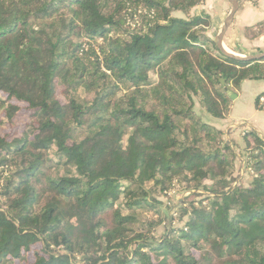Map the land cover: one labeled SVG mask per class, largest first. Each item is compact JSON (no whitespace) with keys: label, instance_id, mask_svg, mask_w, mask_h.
<instances>
[{"label":"trees","instance_id":"1","mask_svg":"<svg viewBox=\"0 0 264 264\" xmlns=\"http://www.w3.org/2000/svg\"><path fill=\"white\" fill-rule=\"evenodd\" d=\"M205 1L0 0V112L30 119L0 118V264H264V138L195 109L226 118L264 58L222 53Z\"/></svg>","mask_w":264,"mask_h":264},{"label":"crops","instance_id":"2","mask_svg":"<svg viewBox=\"0 0 264 264\" xmlns=\"http://www.w3.org/2000/svg\"><path fill=\"white\" fill-rule=\"evenodd\" d=\"M239 9L229 27L225 38L224 47L227 51L239 56H252L264 52V34L256 39H249L245 29L257 25L264 20V0H238ZM207 12L213 26L208 35L216 38L223 23L232 10L229 0H206L196 12ZM264 91V80H247L233 100L230 114L223 119L210 116L211 123L223 129L226 137L240 141L242 130H255L264 138V109H259L256 104L257 96Z\"/></svg>","mask_w":264,"mask_h":264},{"label":"rangeland","instance_id":"3","mask_svg":"<svg viewBox=\"0 0 264 264\" xmlns=\"http://www.w3.org/2000/svg\"><path fill=\"white\" fill-rule=\"evenodd\" d=\"M257 31H259V30H257ZM0 97L4 98V95H0ZM59 97H60V99H62L61 95H59ZM15 102H17V101H15ZM18 104L21 105V107L22 106H26L24 103H21V102H19ZM195 109H196L197 114L203 120H205V121L209 120L210 115L207 114L203 110V108L200 106V103H199L198 100L196 101ZM0 118L1 119H5L3 114H1V112H0ZM29 122H30V119H29V114L28 113H26V114H21L20 113V115H16V117L12 121H9V120L5 119V127L3 128V133H9L11 135L12 134L13 135H20L21 134V130H23L29 124ZM240 135H241V133H240ZM227 139L230 140L229 138H227ZM238 153H239V158L240 159L237 161L234 177L237 178V182H240V183H242L244 185H247L249 183L250 179H251V173H249V172L246 173L245 172V170H244V160H243V158L240 157L241 153H240L239 150H238ZM185 197H186V195H185L184 192L183 193L182 192H178V193H176L175 198H173V201H174L175 204L176 203L178 204L179 203V199H184ZM159 198L164 200V201H167V199H165L162 196H159ZM162 207H163V209H166V207L164 205H162ZM148 214L151 215L152 212L148 211ZM154 215H157V214H154ZM164 230H165L164 226L160 227L158 229L157 235L160 236L164 232Z\"/></svg>","mask_w":264,"mask_h":264},{"label":"water","instance_id":"4","mask_svg":"<svg viewBox=\"0 0 264 264\" xmlns=\"http://www.w3.org/2000/svg\"><path fill=\"white\" fill-rule=\"evenodd\" d=\"M231 5H232V10L230 12V14L228 15L227 19L225 20V22L223 23L217 37L215 38V41L220 49V51L222 53H224L225 55H227L228 57L230 58H233V59H237V60H241V61H248V60H258V59H262L264 58V52L262 53H259V54H256V55H252V56H239V55H236L234 53H231L229 51H227L224 47V38H225V35L229 29V27L231 26L233 20H234V17H235V14L236 12L238 11L239 9V2L238 0H229ZM222 85H226V81L225 79L221 78L220 79ZM227 93L230 95V97L232 99H235L236 97V94H234L231 90H229L227 88ZM182 200V199H180Z\"/></svg>","mask_w":264,"mask_h":264},{"label":"built area","instance_id":"5","mask_svg":"<svg viewBox=\"0 0 264 264\" xmlns=\"http://www.w3.org/2000/svg\"><path fill=\"white\" fill-rule=\"evenodd\" d=\"M258 101H259L260 107H262V109H264V91L259 94ZM242 131L247 132V129H244Z\"/></svg>","mask_w":264,"mask_h":264}]
</instances>
